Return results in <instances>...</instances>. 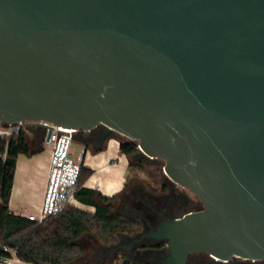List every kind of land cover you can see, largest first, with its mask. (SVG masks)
I'll return each mask as SVG.
<instances>
[{
  "label": "water",
  "instance_id": "water-1",
  "mask_svg": "<svg viewBox=\"0 0 264 264\" xmlns=\"http://www.w3.org/2000/svg\"><path fill=\"white\" fill-rule=\"evenodd\" d=\"M0 122L101 124L201 202L164 264L264 258V0H0Z\"/></svg>",
  "mask_w": 264,
  "mask_h": 264
},
{
  "label": "trees",
  "instance_id": "trees-1",
  "mask_svg": "<svg viewBox=\"0 0 264 264\" xmlns=\"http://www.w3.org/2000/svg\"><path fill=\"white\" fill-rule=\"evenodd\" d=\"M107 136L105 131L104 138ZM119 150L126 156H132L139 151L138 141H120ZM19 154H31L23 129L0 137V242L17 247L22 261L30 264H73L82 258L84 260L86 254L83 246L77 242L82 234H89L97 242L106 243L112 239L117 229H141L140 217L121 216L112 211L111 200L116 193L104 195L95 188L84 185L91 169L83 164L75 186L74 203L67 204L61 211L40 221L13 212L9 208V198ZM80 205L92 209H85ZM138 207H142L146 214L151 212L145 205ZM191 255L186 264H191ZM210 262L209 259L205 262L197 260L195 264ZM136 263L151 264L147 261Z\"/></svg>",
  "mask_w": 264,
  "mask_h": 264
},
{
  "label": "rangeland",
  "instance_id": "rangeland-1",
  "mask_svg": "<svg viewBox=\"0 0 264 264\" xmlns=\"http://www.w3.org/2000/svg\"><path fill=\"white\" fill-rule=\"evenodd\" d=\"M105 129L108 133V137L114 138L118 141V143L120 141L131 139L117 131H113L108 128ZM23 132L26 141L29 144L38 142L40 136H37L34 128L25 125L23 127ZM110 140L113 147L106 151L108 152L105 157L106 160L103 158H101L103 160H100L98 158L96 162L101 163V161H105L109 163V165H105L106 167L95 174L93 183L95 185H101V190L107 195L116 193L115 197L111 200L112 211L121 216L139 217L138 213H143V208H139L138 206L145 205L147 208H151L155 211L160 208L162 203L160 196H166L170 193H174L175 195L184 194L187 195L189 199L185 204L178 206L174 214H181L190 209L201 208L200 201L189 189L173 182L164 173L163 159L150 158L139 151L132 156H126L119 152L117 143L112 141V139ZM46 147L48 146L46 145ZM77 148H79V145L75 144L74 149L72 150V155L75 159L78 157V153L76 152ZM93 151L94 150L90 147L88 148L86 154L90 155L95 153ZM125 167L127 168L125 169ZM141 195L144 196L142 197ZM165 196H163L164 198L162 197V201L165 199ZM80 206L85 209H92L89 206ZM132 234V231L117 229L115 230L112 239L106 243H99L91 235L82 234L77 239V242L83 246L86 254L84 260L82 258V260L76 261L73 264H79L80 262L87 260L107 259L111 257L114 252L123 251V248L121 247L117 248L113 251V253L108 254L105 253L104 250L109 244H119L121 243L120 240L122 238H129ZM191 257L197 259L198 262H205L209 259L211 261L210 264H225L229 260H217L207 252L202 251L194 252ZM138 261L141 262V260Z\"/></svg>",
  "mask_w": 264,
  "mask_h": 264
},
{
  "label": "built area",
  "instance_id": "built-area-1",
  "mask_svg": "<svg viewBox=\"0 0 264 264\" xmlns=\"http://www.w3.org/2000/svg\"><path fill=\"white\" fill-rule=\"evenodd\" d=\"M25 124L22 122L3 124L0 122V137L18 133ZM48 127H45L44 142L50 148L49 170L44 197L38 212H25L23 215L33 220H42L48 215L56 214L67 204L75 202L76 183L80 175L85 145L76 149L77 159L72 155L74 149V129L51 124L49 138ZM18 248L0 242V264L11 260H21ZM216 258V257H214ZM79 264H137L127 254L117 251L107 259L87 260Z\"/></svg>",
  "mask_w": 264,
  "mask_h": 264
},
{
  "label": "crops",
  "instance_id": "crops-1",
  "mask_svg": "<svg viewBox=\"0 0 264 264\" xmlns=\"http://www.w3.org/2000/svg\"><path fill=\"white\" fill-rule=\"evenodd\" d=\"M110 139L117 143L119 150V143L112 137H106L100 142L86 144L80 140H74L75 144L85 145V154L83 158V165L91 169L90 175L84 182V185L88 187L95 188L102 194H105L101 190V185H95L93 179L96 173L102 170L105 165L109 163L101 161V163H96L97 159H105L108 154L106 152L111 149L112 144ZM30 146L31 154H19L16 159V165L14 169V177L12 188L9 198V208L15 212L24 214L25 212H38L44 197L45 186L48 177L49 170V158H50V148L46 147L43 137H40L38 142H33ZM92 148L95 152L93 154L87 155L86 152L88 148ZM120 152V150H119ZM121 153V152H120ZM124 154V153H121ZM125 155V154H124ZM103 158V159H101ZM99 160V161H100ZM128 165V163H127ZM127 167H125L126 169ZM114 194V193H113ZM109 195V194H108ZM112 195V194H110ZM30 264L22 260H11L5 264Z\"/></svg>",
  "mask_w": 264,
  "mask_h": 264
},
{
  "label": "flooded vegetation",
  "instance_id": "flooded-vegetation-1",
  "mask_svg": "<svg viewBox=\"0 0 264 264\" xmlns=\"http://www.w3.org/2000/svg\"><path fill=\"white\" fill-rule=\"evenodd\" d=\"M26 126L34 128V131L37 133V136L43 137L44 139V132L46 126L41 124H27ZM105 128V126L99 124L89 132L75 130L73 133L74 140H80L88 144L100 142L104 139V133L106 131ZM141 196L143 197L144 195ZM163 196L165 195L160 196L162 203L159 209L153 211L150 208L151 212L149 214H145V212L138 213L139 217L142 220V227L140 230L132 231V236H130L129 238H122L120 240L121 243L119 244H109L104 250L105 253H113V251L121 247L123 248V251L121 252L133 258L135 262H139L138 260H141L147 261L151 264H164L163 259L165 254L167 253L165 243L158 239L142 234L154 228L157 223L162 220L165 216L176 215L174 213L177 207L185 204L189 199L187 195L184 194L175 195L174 193H170L166 195L165 199L162 201V199L164 198ZM201 206L202 204L200 205V207ZM196 262L197 259H191V264H195ZM225 264H264V258L254 259L233 255Z\"/></svg>",
  "mask_w": 264,
  "mask_h": 264
}]
</instances>
